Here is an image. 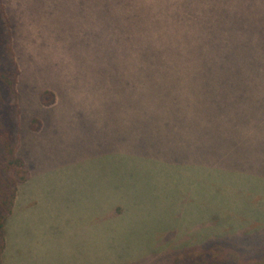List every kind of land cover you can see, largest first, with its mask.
Here are the masks:
<instances>
[{
  "label": "rangeland",
  "instance_id": "374dc122",
  "mask_svg": "<svg viewBox=\"0 0 264 264\" xmlns=\"http://www.w3.org/2000/svg\"><path fill=\"white\" fill-rule=\"evenodd\" d=\"M3 1L29 174L3 264H170L184 249L245 234L264 255V101L251 111L258 128L228 150L232 137L216 134L215 149L191 119L147 116L134 29L142 48L150 25L207 24L214 0ZM252 18L264 30L262 0ZM161 74L173 93L192 88L187 72ZM242 76L264 97V55Z\"/></svg>",
  "mask_w": 264,
  "mask_h": 264
},
{
  "label": "trees",
  "instance_id": "16d2710c",
  "mask_svg": "<svg viewBox=\"0 0 264 264\" xmlns=\"http://www.w3.org/2000/svg\"><path fill=\"white\" fill-rule=\"evenodd\" d=\"M214 2L216 6L207 24L145 27L142 48H138L134 29V49L146 56L147 116L191 119L200 134L213 140L215 149L221 146L216 134L224 141L226 136L232 137L233 142H227L225 147L228 150L237 148L243 136L256 130L261 122L257 119L259 114L253 118L251 111L254 101H264V97L256 98L257 81L243 77L242 72L260 67L264 30L254 26L255 0ZM14 34L13 22L4 1L0 0V264H3L18 189L29 176L25 161L18 155L19 68ZM165 69L187 72L192 88L184 85L188 92L175 93L163 88L158 77ZM192 97L195 101L190 100ZM252 237L246 234L238 239L222 237L223 240L208 247L193 246L175 256L170 264H264V255L249 246Z\"/></svg>",
  "mask_w": 264,
  "mask_h": 264
},
{
  "label": "crops",
  "instance_id": "0c3cea01",
  "mask_svg": "<svg viewBox=\"0 0 264 264\" xmlns=\"http://www.w3.org/2000/svg\"><path fill=\"white\" fill-rule=\"evenodd\" d=\"M16 218H17V214H16V216H14L11 220H10V222H9V230H8V234H7V239L9 238V237H11L12 236V231H13V227L15 226L14 225V223H15V221H16ZM38 220V219H37ZM36 220V222L34 223V224H41V221H37ZM13 237V236H12ZM13 243H14V238H13ZM13 247H14V244H13ZM12 247V248H13ZM12 256V255H11ZM10 259H11V257H10Z\"/></svg>",
  "mask_w": 264,
  "mask_h": 264
}]
</instances>
